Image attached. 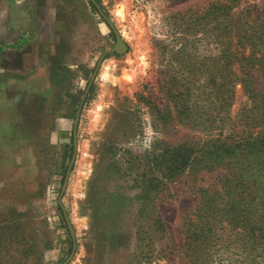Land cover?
<instances>
[{"label":"rangeland","instance_id":"374dc122","mask_svg":"<svg viewBox=\"0 0 264 264\" xmlns=\"http://www.w3.org/2000/svg\"><path fill=\"white\" fill-rule=\"evenodd\" d=\"M217 1L0 0V49L20 45L4 35L29 24L23 48L46 41L39 60L50 78L40 91L14 93L16 106L5 110L0 264H264V252L242 253L227 233L206 251L185 245L203 191L222 201L234 162L264 160L253 140L237 157L227 149L251 116L243 85L222 102L208 96L217 45L202 17ZM228 1L234 11L264 9V0ZM114 29L126 45L120 53ZM243 173L261 213L264 165Z\"/></svg>","mask_w":264,"mask_h":264},{"label":"trees","instance_id":"16d2710c","mask_svg":"<svg viewBox=\"0 0 264 264\" xmlns=\"http://www.w3.org/2000/svg\"><path fill=\"white\" fill-rule=\"evenodd\" d=\"M202 18H209L205 34L217 45V54L208 57L210 100L225 101L237 84L243 85L252 100L251 116L244 120L246 130L242 135H245L227 149L237 157L245 151L240 150L241 144L253 140L264 153V9L246 6L234 11L228 0H218L204 11ZM256 73L260 74L263 85L255 83ZM217 79L224 82L218 83ZM234 163L240 166L237 172L225 175L221 182L220 192L225 194V199L218 201L208 190L203 191L208 193V198L189 217L185 245L206 251L217 237L222 238L224 233L226 238L227 233L238 241L237 249L242 253L264 252V208L261 213L254 210L255 181L251 182L243 173L247 168L264 165V160L260 155L257 161L248 157L245 162Z\"/></svg>","mask_w":264,"mask_h":264},{"label":"crops","instance_id":"0c3cea01","mask_svg":"<svg viewBox=\"0 0 264 264\" xmlns=\"http://www.w3.org/2000/svg\"><path fill=\"white\" fill-rule=\"evenodd\" d=\"M17 25H21L18 23ZM24 30L21 27H15L11 31L7 32L3 41L17 40L21 42L17 47H8L0 49V110L5 115L2 117V128L0 130L1 134L9 133L11 119L9 111L6 113V108L15 107V100L12 99L17 91H19L23 97L25 92H29L32 87L33 91H40L41 88H46L50 86V78L48 76V67L44 57V44L46 41L41 37L38 41L32 45L30 51H25L23 48L26 42V32L29 31V24H22ZM39 57H42L44 61L40 62ZM19 65V67H14ZM34 69H37L35 71ZM34 73H30V72ZM19 73V74H17ZM32 74V75H28ZM44 74L42 77L41 75ZM31 88V89H30ZM15 93V94H14ZM14 101V102H13ZM12 103L14 105H12ZM0 141L7 142L5 138L0 136Z\"/></svg>","mask_w":264,"mask_h":264},{"label":"water","instance_id":"95a60500","mask_svg":"<svg viewBox=\"0 0 264 264\" xmlns=\"http://www.w3.org/2000/svg\"><path fill=\"white\" fill-rule=\"evenodd\" d=\"M109 24H110V26L113 28V25H112L111 23H109ZM114 32H115V35H116V44H115V46H114V51H115L116 53H120V52H122V51L126 48V45H125V43L123 42V40H122L120 34H119L115 29H114ZM119 42L122 44V48H123L121 51H119V50L116 49V46H117V44H118ZM101 60H102V59H101ZM101 60H100V61H101ZM99 64H100V62H99ZM93 77H94V76H93ZM87 91H88V89H87ZM87 91H86V92H87ZM85 96H86V93H85L84 97H83L82 100H81V104H80V107L78 108V112H77L76 120H75V129H74V147H75V152H76V150H77V125H78V122H79L80 112H81V108H82L83 102H84V100H85ZM75 156H76V153L74 154V156H73V158H72V160H71L70 166H69V168H68L67 175H66L65 182H64L63 191L65 190V188H66L67 185H68L69 175H70L71 168H72V166H73V164H74V161H75ZM68 224H69V226H70V228H71V225H70L69 222H68ZM75 246H76V245L74 244V248H75ZM72 256H73V253H72L71 257H72ZM71 257H70V258H71ZM70 258H69V259H70Z\"/></svg>","mask_w":264,"mask_h":264},{"label":"bare ground","instance_id":"6f19581e","mask_svg":"<svg viewBox=\"0 0 264 264\" xmlns=\"http://www.w3.org/2000/svg\"><path fill=\"white\" fill-rule=\"evenodd\" d=\"M119 14H122V10L119 11ZM124 21V20H123ZM116 49L121 51L123 48H122V44L119 42L116 46ZM100 120V119H99ZM86 156V155H85Z\"/></svg>","mask_w":264,"mask_h":264}]
</instances>
